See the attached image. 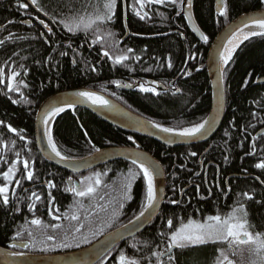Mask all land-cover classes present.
Returning a JSON list of instances; mask_svg holds the SVG:
<instances>
[{"label":"trees","instance_id":"16d2710c","mask_svg":"<svg viewBox=\"0 0 264 264\" xmlns=\"http://www.w3.org/2000/svg\"><path fill=\"white\" fill-rule=\"evenodd\" d=\"M39 2L42 10L58 21V25L63 24L67 29L73 28V31H69L71 35L63 32L57 35L62 37L64 42L74 39L75 36H77L76 40L91 37L98 46L83 59L80 49L78 52L74 51L81 44L76 41L72 42L70 47H64L62 42L60 44L62 49L59 50L55 48L54 39L49 38V47L40 39L37 31L27 32L28 30L20 25L19 19H16L15 9L9 7L10 3L1 6L0 20L4 22L12 20L16 24L0 33V41H3L0 44V70H3V67L9 69L14 65L15 68L29 71L28 82L32 91V104L31 109L27 106L23 108L1 97L3 87L0 77V122H2L0 123V175L8 172L21 154L27 153L28 150L32 154L36 153L35 114L43 101L60 91L80 88L110 96L105 90L104 81L110 80L115 84L126 77L121 67H112L115 70H110L104 64L101 67L97 66L95 59L101 58L103 52L100 53L99 50H103L105 45H108L113 52L126 33L133 32L137 38L130 40L129 37L125 43L131 44V47L142 55L140 57L144 63L136 68L132 66L135 70L132 74L138 71L141 73V78L160 77L165 70L163 67L169 55L174 60L176 70L179 72L182 69L187 54L182 33L187 35L191 46L196 43L206 48V53L196 58L199 60L201 57L206 64L213 41L228 24L244 14L264 8V0H225L224 14L218 15L215 10L216 0H195L194 17L207 37V44L204 45L189 30L180 4L177 3L166 1L161 3V6L171 9L163 13L164 17L163 14L160 15V20H147L146 23L132 20L127 9L125 13L127 31L124 10L118 8L121 4L120 0H116L115 15L111 20L99 23L98 26L93 25L87 30L83 27L75 30L77 18L85 13L92 14L94 7L106 0H39ZM134 7L137 8V5L135 4ZM12 30L16 34L11 35ZM100 38H102L101 42L98 41ZM120 46L126 48L124 44ZM87 53L88 51L85 54ZM120 55L125 54L120 53ZM73 57L77 63L75 67L72 64ZM86 60L92 63L84 62ZM146 60L148 63L145 62ZM128 69L130 70L131 67ZM263 77L264 36H259L243 44L224 71L225 117L219 131L206 143L207 148L211 149L207 155L209 162L225 167L228 176H237L230 179L232 192H237L236 201H243L245 192L253 196L254 200L250 201L248 212L254 223L253 232L261 234H264V175H256L261 180V184L254 179L245 178L248 177L247 173L255 170V162L248 149L251 140L264 129V85L256 84ZM183 91L181 96L175 98L156 99L138 93H126V96L129 99L128 103L134 107L132 108L133 111L135 110L134 113L161 127L184 130L202 123L211 111L212 86L207 70L194 73L183 81ZM53 135L58 151L67 159L91 156L97 152L96 149L129 146L130 141L134 140L141 149L148 151L161 162L166 172L167 196L160 217L144 232L121 244L124 247L122 251L125 250L128 256L138 258L141 262L148 257L145 252L149 248L146 247L153 248L154 245L159 244V249H162L166 244V239L172 231L167 227L168 219H172L173 226L178 228L181 222L187 223L190 220L207 223L208 216H226L235 208H230L231 195L225 199L227 191L224 181H222V191L218 193L214 190L210 198L209 191L204 186V174L198 177L199 159L204 145L167 148L154 140L118 130L84 109H75L62 114L55 122ZM255 141L258 144V151L264 150L263 136ZM241 143H244V149ZM189 147L195 148V153L199 152L196 158L192 159L188 156L186 151ZM115 162L99 167L96 171L105 173L114 164L122 175H136L141 181L134 191L135 202L127 211V219L118 225L121 227L139 215L142 206L146 203L147 183L138 166L126 161ZM39 168L46 175L68 174L48 163V169L43 166ZM212 171L215 185L216 168L213 167ZM175 175L178 177L175 178ZM191 185L194 186L186 191ZM197 186L201 187L202 197L197 193ZM182 192L184 193L180 201ZM173 200L179 201L178 206L171 203ZM13 221L10 213L0 209V246H4L5 240L10 236L15 225ZM161 232L165 237H161ZM221 249L225 250L226 244H207L178 249L174 253L175 264H214ZM148 251L151 256L155 250Z\"/></svg>","mask_w":264,"mask_h":264},{"label":"flooded vegetation","instance_id":"af4514ba","mask_svg":"<svg viewBox=\"0 0 264 264\" xmlns=\"http://www.w3.org/2000/svg\"><path fill=\"white\" fill-rule=\"evenodd\" d=\"M134 1H136V3H134ZM165 1L170 2V0ZM120 2L121 4L118 5V8H123L124 10L126 29L127 16L125 13L127 9V11L130 13V17H132V20L139 22L141 21L143 23H146L147 20H160V15L163 13L165 14V12H167L166 10L169 11L171 9L169 7L161 6V3H150L149 0H143V7H141L140 0H120ZM5 3H10L9 7L15 9L17 14L16 19H19L20 25L25 28V30L27 29V32L37 31L40 39L45 41L49 47V38H52L55 41V48H58L59 50L62 49L60 48V44L64 42V40L62 37L57 35L61 34L62 32L67 35H71L69 30L63 26V24L58 25V21L53 19L50 14L42 10L40 2L37 5H32L30 0H6L4 2H0V9ZM176 3L178 5L180 4L181 7V0H177ZM22 4H28V7H20ZM135 4L137 5V8L134 7ZM141 17H143V19ZM41 20L44 21V24L40 23ZM15 24L16 23L12 20L7 22L0 20V33L9 29ZM45 24H47L48 27L52 29L51 33L48 31V28L44 26ZM75 30L77 29L75 28ZM11 32V35L16 34L13 30ZM182 34L183 41L186 43L187 47V54L182 69L179 72L176 70L174 60L172 59L171 55H169L167 57L165 66L163 67L165 70L162 71L160 77L153 76L152 78H141V73L138 71L135 74H132L133 71H135L132 66L136 68L137 66L143 65L144 63L140 57L142 55L139 54L135 48H132L131 44L125 43L129 37H131L130 40H135L137 38L133 32L131 33L128 31L121 39L120 45L124 44L126 45V48L118 45L117 49L112 52V50L109 49V46L105 45L103 50L100 49L99 51L100 53L103 52V55L100 59H95L98 67H101L102 64L106 65V67H109L110 70H115V68L112 67H121L126 73V77L122 78L115 84H112L110 80L104 81L106 86L105 90L108 92L110 97L122 104L127 109L134 112L135 110L133 111L132 109L134 107L128 103L129 99L126 96V93H138L144 97L149 96L156 99L160 97L175 98L181 96L184 92L183 81L189 79L194 73L207 70V59L206 64L203 63V59H201V57L199 60H196L198 55H204L206 53V48L196 43L195 45L191 46V42L188 41L187 35L185 33ZM193 35L195 36L194 33ZM76 37L77 36H75L74 39L72 38L70 41L64 42L63 45L64 47H70L74 41L81 43L79 47L74 50L75 52H78L79 49L81 50V59H83L85 56L87 57L95 50V47L98 46V43H95L96 41L91 37L90 39L82 38L79 40H76ZM195 38L200 43H202L196 36ZM98 41L101 42L102 38H100ZM202 44L206 45L207 43ZM129 49H132V51L129 52ZM86 51H88L87 54H85ZM105 52L108 53L107 56L104 55ZM120 53H124V56H127L128 58L117 63L116 58L121 56ZM126 53L128 55H126ZM84 62L92 63V61L89 62L88 60ZM145 62L148 63V60ZM72 64L74 67L77 66L74 57ZM130 67L131 69L129 70L128 68ZM13 72L19 73V76L16 77L15 81L11 79ZM28 78L29 71H25L22 68H15L14 65H11L9 69L3 67V76L1 77L3 92L1 93V97H4L11 102L16 101V103H13L15 106L21 105L23 108L27 106L29 109H31L32 91L30 89ZM10 87H15L16 91H8ZM125 87L130 89H124ZM142 88L149 90L144 91ZM45 101H43L38 106V110ZM38 110L35 114V126ZM259 132L251 140L250 146L248 148L252 154L251 157L255 162L254 171L256 173L254 171L247 173L246 175H248V177L245 179H254L261 184V180L256 175H264V169L259 168L256 165L264 163V150L258 151V144H256L257 142L255 139H259V137L263 136L264 141V134L259 135ZM35 143V154H32V152L28 150L27 153L21 154L20 158L14 161L12 167L10 168L12 170L10 173L12 179L10 181L6 180L4 175H0V187H9V203L7 205L3 204L2 197H0V209L5 210L6 213H10V216L14 219L13 222L15 223V225H13L12 231L10 232V236L4 242L5 245L0 247L22 255H65L88 249L95 245L97 241L102 239L107 234L120 228L118 225L127 219V211L129 207L135 202L134 191L137 184L141 183L140 178L136 175H122V172L120 173L118 169L115 168L117 165L114 164L111 165L110 169L105 173L97 172L96 170L99 169L97 168L81 175L72 174L66 170H64L68 173L66 175H61V173H58L59 175H46L42 173V170L39 167L43 166L48 169L47 163L50 165L52 164L43 158L38 149L37 142ZM206 143L194 145L205 146L204 150L201 151V156L199 159L200 174L198 177L202 173L204 174V186L209 191L210 198L213 196L214 190H217L218 193L222 191V181H224L227 191L225 199H228L230 195L232 196L230 208H236L242 205L247 210V219L250 224L252 222L250 231L253 232L254 223L248 212L249 203L251 200H254L253 196L250 195L249 192H245L251 196L252 199L249 200L247 196H245L243 201L239 203L236 201L235 195L237 192H232L230 179H234V177L237 176H228L227 173H225V167L223 168L214 164L213 162H209L207 155L211 149L207 148ZM243 144L244 143L240 144L241 147H243ZM194 150L195 148L192 149L189 147L186 151L188 156L192 159L196 158L197 154H199V152L195 153ZM193 152L195 155H192ZM25 161L29 163L28 170L33 172L32 180L26 179L28 170L24 168ZM213 167L216 168L215 185L213 183ZM176 177H178V175H175V178ZM96 179H99V184L95 183ZM17 181H19V186H17ZM49 182L54 184L55 187L50 188L48 186ZM89 185L94 187L95 191L93 193L83 197L76 195L77 191L86 190L87 186ZM193 186L194 185L188 187L186 191L191 189ZM201 191V187H198L197 193L202 197ZM33 193L36 195L33 196ZM183 193L184 192H182L180 195V201L182 200ZM37 196L40 199H36ZM175 206H178V204H175ZM73 216H77L79 219H72ZM35 219L40 220L41 224H33L32 221ZM77 229H79V231H77ZM253 234H255V232H253ZM48 237H52V239H48ZM161 237L165 236L161 235ZM13 244H16L17 247H12ZM24 245L28 246L24 247ZM246 246L248 245H232L231 247L226 245L225 254L228 255L229 259L233 260L235 264H242ZM123 248L124 247H122V245L115 247L109 254H107L106 257L96 264H120V255L124 254L128 256V254L124 252L125 250L122 251ZM146 248L155 250L154 253L165 252L167 244H165L162 249H159V244L154 245L153 248ZM148 250L145 252L148 257H143V263L139 261L138 258H135L139 261V264H160L154 253L150 256ZM176 251L177 250L173 252L172 249L169 250L170 254L173 256L171 261L168 259L169 252H165V255L160 258L163 261V264H175L174 253ZM233 251H235V255L232 254Z\"/></svg>","mask_w":264,"mask_h":264},{"label":"water","instance_id":"95a60500","mask_svg":"<svg viewBox=\"0 0 264 264\" xmlns=\"http://www.w3.org/2000/svg\"><path fill=\"white\" fill-rule=\"evenodd\" d=\"M4 1L6 0H0V2ZM194 1L195 0H183L182 15L186 18L189 28L195 36L202 43H207V39H205L206 36L199 28L194 17ZM224 9L225 0H216V13L221 15ZM257 20H264V10L250 12L240 16L228 24L213 41L207 58V73L212 85V108L206 120H210L211 126L209 127L206 125L204 132L197 134L196 137H181L174 134L179 131L165 133L160 130L161 127L153 126L157 124L133 113L116 100L95 90L87 88L65 90L48 98L38 110L35 126L38 149L46 161L72 174L81 175L115 161H126L133 164L132 161L136 159L138 162L133 165L140 168L139 163L143 160L145 165L154 172L153 183L157 190V199L154 208L149 209L151 213L150 219L146 218L148 216V213H146L145 217H142L140 221H136L139 225L138 228L128 223L126 224L128 226L127 228L125 227L126 225L120 227L97 241L95 245L88 249L65 255L32 256L14 253L0 247V264H96L116 246L144 232L147 227L159 217L166 199V173L162 164L152 154L141 149L137 141L134 140L130 141L131 146L106 148L85 158L74 160L61 159L56 156L55 152L52 150L45 120H48L52 116L51 113L55 108L62 109L56 116L52 127L51 140L54 144L53 130L55 122L65 112L75 109L89 111L118 130L134 133L154 140L167 148L194 146L206 143L219 131L225 117L226 93L224 71L235 54L234 53L228 63L225 64L224 52L226 46L238 31L245 28V22L252 25V22ZM255 37L259 36L248 38L240 47ZM240 47H238L236 51ZM256 84L264 85V77L258 80ZM124 89L129 90L130 88L125 87ZM83 91L92 92L96 96L101 97L108 102L107 105H103L99 102L94 103L91 99L79 96L78 94ZM262 134H264V130L259 132V135Z\"/></svg>","mask_w":264,"mask_h":264},{"label":"snow or ice","instance_id":"6c2138e0","mask_svg":"<svg viewBox=\"0 0 264 264\" xmlns=\"http://www.w3.org/2000/svg\"><path fill=\"white\" fill-rule=\"evenodd\" d=\"M30 2L32 5H37L39 3V0H30ZM149 2L164 3L165 0H149ZM170 2L175 4L177 0H170ZM181 2H183V0H181ZM140 4L141 7L144 6L143 0H140ZM20 7L27 8L28 4H22L20 5ZM115 7H116V0H106V2L98 4L97 6L94 7V11L92 12V14L89 15L88 13H85L83 16L77 18L75 22V28L79 30L80 28L83 27L85 30H87L92 28L93 25L98 26L99 23H102L107 20H111L112 17L115 15L114 13ZM221 14L223 15L224 13ZM141 18L143 19V17ZM40 23L44 24V21L41 20ZM44 26L48 28V31L50 33L52 32V29L48 27L47 24H45ZM245 27H249L250 29L249 32L245 34V39H248L250 36H264V20L253 21L251 26L248 24V22H245ZM252 28L259 29V31L252 30ZM68 30L71 32L73 31V28L69 27ZM241 31L243 30L241 29ZM205 39H207V37H205ZM2 43L3 41H0V44ZM128 51L131 52L132 49H129ZM104 55L107 56L108 53L105 52ZM127 58H128L127 56H118L116 58V62L119 63L123 60H126ZM230 59H231V55L229 54L227 57H225V64H227ZM2 76H3V70H0V77ZM17 76H19V73L13 72L11 79L15 81ZM142 90L148 91L149 89L142 88ZM8 91H16V88L10 87ZM78 95L91 99L94 103L99 102L103 105H107L108 103L106 100H103L101 97L96 96L92 92L83 91L80 92ZM13 103H16V101H13ZM60 111H62V109L55 108L51 114L55 115ZM47 122L48 121L45 120V124H47ZM206 125H208L209 127L211 126L210 120H204L202 123H198L191 128H186L182 131L175 132L174 134L181 137H196L197 134L204 132ZM153 126L160 127L159 125H153ZM10 130L13 132L16 131L15 129H10ZM160 130L165 133L174 132L173 129L166 127H161ZM21 139H23V137H21ZM51 146L56 156L60 157L61 159H66V157L62 156L61 153L57 150L56 145L54 143H52ZM96 151L98 152L99 149H96ZM192 155H195V153H192ZM137 162L138 161L136 159L132 161L133 164H137ZM139 166L143 173V176L147 178V194H146V203L142 206L139 215L136 216V219L134 221H130V223L136 228L139 227L136 221H140L142 217L146 216V213H148V216L146 218L150 219L151 213L149 212V209L154 208L157 199V190L153 183L154 172L150 170L148 166L145 165L143 160L140 161ZM256 166L264 169V163H260ZM24 168L26 170L29 169V163L27 161L24 162ZM11 172L12 170L10 169L9 172H6L4 174L6 180L10 181L12 179V176L10 175ZM26 179L28 180L33 179V172L31 170L27 171ZM95 183L99 184L100 183L99 179H96ZM17 186H19V181H17ZM48 186L50 188L55 187V185L52 184L51 182H49ZM94 191H95L94 187L89 185L87 186L86 190L77 191L76 195L83 197V196H87L90 193H93ZM8 193H9V187L7 186L0 187V197H2L3 204L5 205L9 203ZM35 195L36 194L33 193V196ZM244 195L247 196L249 200L252 199V197L249 196L247 193H244ZM36 199H40V198L37 196ZM171 203L178 204L179 201L173 200L171 201ZM72 219L78 220L79 217L73 216ZM207 221H208L207 223H199L194 220H190L187 223L181 222L180 226L176 228L173 226V220L168 219L166 222L167 227L172 231L166 239L167 248L165 252H169L170 249H174V248L184 249L189 246L195 247V246H202L207 244H226L229 247H231L232 245L250 244L253 246L252 248L253 255L257 257L256 260L252 261V264H264V234H261L259 232L253 234V232L250 231L252 225L249 223L247 219V210L242 205L234 208L231 213L223 217L221 215H210L207 217ZM32 223L39 225L41 224V221L35 219L32 221ZM125 227L127 228L128 226L126 225ZM77 231H79V229H77ZM161 235L164 236L165 234L161 232ZM48 239H52V237H48ZM27 246L28 245H24V247ZM12 247H17V245L13 244ZM165 252L154 253L160 264H163V261L160 258L165 255ZM232 254L235 255V251H233ZM168 259L169 261L173 259V256L170 254V252L168 254ZM119 261L120 264H139V261L137 259L128 257L124 254L120 255ZM214 264H235V262L229 259V256L225 254L224 249H221L219 252V256L217 257Z\"/></svg>","mask_w":264,"mask_h":264},{"label":"bare ground","instance_id":"6f19581e","mask_svg":"<svg viewBox=\"0 0 264 264\" xmlns=\"http://www.w3.org/2000/svg\"><path fill=\"white\" fill-rule=\"evenodd\" d=\"M251 26V25H250ZM243 31H238L231 39L230 41L228 42L227 46H226V49H225V52H224V58L227 57L229 54L232 55L235 53L236 49L238 47H240V45L246 41L247 39H245V34H247L249 32V27H245L242 29ZM252 30H256V31H259V29H255V28H252ZM251 37H254V36H250L249 38ZM110 56V55H109ZM60 112L56 113L55 115H52L47 121V124H46V130H47V134H48V138H49V141L52 145V127H53V123H54V120L56 118V116L59 114Z\"/></svg>","mask_w":264,"mask_h":264},{"label":"rangeland","instance_id":"374dc122","mask_svg":"<svg viewBox=\"0 0 264 264\" xmlns=\"http://www.w3.org/2000/svg\"><path fill=\"white\" fill-rule=\"evenodd\" d=\"M245 245L248 246L245 247L242 264H252V261L257 259V257H255L252 253L253 246L250 244H245Z\"/></svg>","mask_w":264,"mask_h":264}]
</instances>
